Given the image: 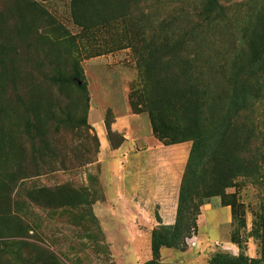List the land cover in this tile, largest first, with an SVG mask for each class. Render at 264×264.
<instances>
[{"label": "rangeland", "instance_id": "1", "mask_svg": "<svg viewBox=\"0 0 264 264\" xmlns=\"http://www.w3.org/2000/svg\"><path fill=\"white\" fill-rule=\"evenodd\" d=\"M204 1L0 0L1 200L3 181L18 178L9 194L16 216L0 208V264H27L28 254V264H43L39 253L51 264L150 258L149 232L173 219L169 181L191 144L152 133L148 109L160 106L152 89L161 95L169 75L185 67L174 82L202 85L203 94L172 123L219 113L232 78L264 45V0H216L208 15ZM244 85L258 166L234 177L222 198H204L191 233L177 248H159L161 263L264 251V67ZM169 162L165 205L143 210L150 168ZM62 183L87 193L90 204L48 209L27 198L29 189Z\"/></svg>", "mask_w": 264, "mask_h": 264}, {"label": "trees", "instance_id": "2", "mask_svg": "<svg viewBox=\"0 0 264 264\" xmlns=\"http://www.w3.org/2000/svg\"><path fill=\"white\" fill-rule=\"evenodd\" d=\"M216 5V0H205L201 9L205 15H208ZM207 18V21L211 20L208 16ZM202 20L206 21V19ZM263 67L264 45L253 49L239 75L232 78L229 97L223 109L216 114L209 113L207 117H204L205 113L202 117L198 113L196 120L189 123L184 120V117L182 121H176V123H172L171 119L177 120L178 112L185 114L187 110L191 111L189 102L193 96L197 99L202 98L199 96L203 94L202 85L187 82L177 85L174 82L177 76L186 75L185 67L169 75L170 78L162 87L161 95L157 89H152L157 105H160L148 109L152 133L159 139H167L168 142L190 140L191 144L177 188L173 221L169 225L158 224L151 228L150 258L141 264H164L158 259L159 248H177L191 233L195 228L196 216L203 199L215 195L222 198L224 189L230 186L234 177L246 175L248 170L258 166L257 152H253L250 148L256 140L253 119L243 117L247 108L244 83L247 77L257 74ZM78 88L82 93H86L83 81H80ZM195 104L196 112L201 104L197 100ZM162 112L168 114L163 123H161L163 118L160 117ZM159 122L163 129L158 126ZM104 126L108 135L109 126L107 123H104ZM246 148L249 150L247 151ZM17 179L13 177L2 183L7 191L2 200L0 199V208L9 217L16 216V211L12 207L14 200L9 194ZM27 198L48 209L60 207L74 209L89 205L92 201L88 199L87 193L67 183L29 189ZM37 256L36 259L43 260V264H51L53 260L50 254L39 253ZM25 258L28 264L30 254ZM206 264H264V251L258 257H247L241 253L231 255L216 252L209 257Z\"/></svg>", "mask_w": 264, "mask_h": 264}, {"label": "crops", "instance_id": "3", "mask_svg": "<svg viewBox=\"0 0 264 264\" xmlns=\"http://www.w3.org/2000/svg\"><path fill=\"white\" fill-rule=\"evenodd\" d=\"M98 126L100 129L102 128V125L100 122L98 123ZM181 169L182 168L180 167L178 175H177V172L174 173L173 180L169 181L170 178L172 179V163L169 162L168 165H164L162 169L160 167H154V166H152L150 168L148 185H147V187L145 186V190L147 189L148 193H147V199L145 200L146 202L144 203L145 208H143V210L149 209V208H146V206H151V205L155 204L156 202H159L160 208L163 207V204L165 205V202L162 203V201H163L162 199H164L165 195L161 192V189H162V187H164L166 185L167 181H169L172 185L174 184L173 185L174 186V193L172 195V199H170V204H168V205H170L172 211L175 210L174 208H175V204H176V193H177L176 189H177V186L179 184L181 171H182ZM161 175L163 177L160 178ZM161 180H165V184L163 183L162 185H160ZM132 181H134V180L132 179ZM129 184H130V180H129ZM133 184L135 186V181L133 182ZM133 188H135V187H133ZM160 197H163V198L160 199ZM132 205H133V207L131 209L134 211L135 203L133 202ZM139 206L140 205H138V207ZM172 221H173V219L170 220V222H168L166 224L169 225L172 223ZM248 256H252V255H248Z\"/></svg>", "mask_w": 264, "mask_h": 264}]
</instances>
